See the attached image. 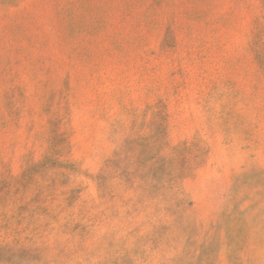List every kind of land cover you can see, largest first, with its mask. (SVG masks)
Returning a JSON list of instances; mask_svg holds the SVG:
<instances>
[{"label": "rangeland", "instance_id": "rangeland-1", "mask_svg": "<svg viewBox=\"0 0 264 264\" xmlns=\"http://www.w3.org/2000/svg\"><path fill=\"white\" fill-rule=\"evenodd\" d=\"M0 264H264V0H0Z\"/></svg>", "mask_w": 264, "mask_h": 264}]
</instances>
